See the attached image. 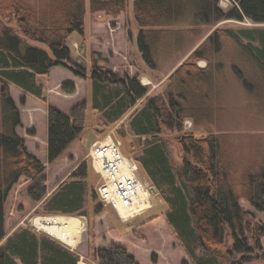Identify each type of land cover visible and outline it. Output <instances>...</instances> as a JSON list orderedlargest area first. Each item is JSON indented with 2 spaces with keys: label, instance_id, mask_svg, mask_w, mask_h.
Masks as SVG:
<instances>
[{
  "label": "trees",
  "instance_id": "1",
  "mask_svg": "<svg viewBox=\"0 0 264 264\" xmlns=\"http://www.w3.org/2000/svg\"><path fill=\"white\" fill-rule=\"evenodd\" d=\"M231 1L233 6L225 11L221 0H135L137 46L146 65L156 70L162 53L175 52L174 46L186 36L181 27L229 20L264 24V0ZM90 2L93 13L103 12L114 19L128 7V0ZM85 15L86 0H0V264L80 261V255L73 250L29 227L20 228L7 238L10 227L19 221L20 213L15 211L22 206V188L27 185V196L34 204L49 194L46 165L28 150L26 139L18 133L23 121L11 85L48 105L49 165L60 160L86 129L87 102L75 104L68 113L49 104L46 86L39 78H48L54 67L92 80V109L102 115L107 125L120 122L143 103L128 122L131 133L141 143L135 159L141 174L156 187L167 205L162 216L186 256L182 264L264 263V226L252 225L242 206V201H246L264 213V153L238 173L228 158L224 136L208 133L197 137L185 132V121L191 120L199 127L219 112L218 84L230 69L220 55L222 51H232L225 46L249 58L264 75V30L216 29L176 68L164 90L150 96L151 87L142 83V75L121 76L97 61L89 72L85 43L76 46L72 42L73 34L84 35ZM13 22L17 28L11 26ZM244 38L250 42L246 44ZM127 40L134 42L129 30ZM29 42L39 43L51 53ZM104 61L110 62L109 58ZM201 62L206 66H200ZM231 67L244 87L254 90L255 85L244 70L236 63ZM61 90L68 95L77 91L73 83H65ZM258 99L264 103V81ZM164 130L179 135L183 152L180 166L169 155L162 137ZM36 134V129L29 130V135ZM89 169V163L78 165L70 181L64 182L44 203V212L87 217L89 202L98 199L94 185L89 183ZM103 206L99 201L95 214L101 213ZM92 249L99 264H140L123 246Z\"/></svg>",
  "mask_w": 264,
  "mask_h": 264
},
{
  "label": "rangeland",
  "instance_id": "2",
  "mask_svg": "<svg viewBox=\"0 0 264 264\" xmlns=\"http://www.w3.org/2000/svg\"><path fill=\"white\" fill-rule=\"evenodd\" d=\"M26 1L34 3V0ZM221 5L226 11L233 6V2L231 0H221ZM86 12L88 13V19H91L92 12L90 8V0H86ZM5 23L8 22L5 21ZM214 25H217L215 26V29H230L235 32H239L241 29L264 30V24H254L249 20L244 22L235 20L220 21L211 25L210 28H214L212 27ZM11 26L15 27L17 25L13 22ZM81 36L82 35L78 33L74 34L75 39H81ZM184 37L183 42H179L174 46L175 52L171 53L170 51H167L162 53L158 69L152 70L147 65V68H139L140 65L135 63V60H133L134 58H132L131 64H120L121 67L119 68L118 74L121 76L129 75L132 77L136 74L142 75V83L151 87L149 95L155 96L159 94L167 85L168 79L171 76L170 71L172 70L171 68H173L172 65L176 64L183 58L187 49L190 48L195 41L201 38V35H186ZM87 39L90 50L92 46L91 35H88ZM243 41L246 44L250 42L247 38H244ZM29 43L39 46L51 53L47 47L39 43ZM253 44L258 46L257 42H254ZM229 47L233 52L230 50L227 52L222 51L223 54L221 52L220 55V60L228 65L230 69L224 72L220 83L218 84L220 95V109L218 114L214 119L204 122L199 127H195L191 120L185 121V132L194 133L197 137L208 133H215L224 136L228 158L233 163L235 171L239 173L241 168L246 166L249 167L262 158L264 153V103L262 100L260 101L258 99L261 96L264 75L261 70L258 69L259 67L257 65H254V63L246 56H243L242 53H236L233 47L225 46L226 50L229 49ZM115 53L116 55L121 56V52ZM239 55L240 57H237ZM233 63L238 64V66L244 70L247 78L255 85L254 90L248 91V89L244 87L242 81L234 73V70L231 67ZM127 66L129 68H127ZM58 68L60 71H55L52 75V85L58 80L68 78L67 72L69 71L61 69L60 67ZM131 72L133 73L131 74ZM46 79L48 78L41 77L39 78V81L45 84L47 94L48 88L45 83ZM257 85L261 86L258 87ZM13 89L15 91H20L17 87L15 88V86ZM84 90L85 89H83L82 92L83 97L80 100H84L88 105L86 129L82 137L60 160L53 165L46 164L48 190L53 185L70 181V176L77 166L86 162L89 163L90 167L89 183L90 185H94L95 191H97L102 180L90 162L89 149L94 142L103 140L110 134H112L115 139L122 142L123 151L128 156L135 158V155L141 151V143L139 139L131 133L128 122L134 110L137 107L140 108L143 103L141 102L120 122L114 125H107L103 120L102 115L92 109V89H89L87 95H85ZM14 97L18 101L23 121L22 127L19 128L20 135L26 139L29 151L36 150L41 160H47L48 145L46 144V147L44 148L43 140L45 136H48V105L33 96H29L28 104L26 103L23 105L21 104L22 100L20 99L19 92H15ZM49 97L51 99V105L59 109H67L69 108V104L72 103L70 101L71 99L63 100L54 95H50ZM35 105L41 109V112L44 110L45 115L41 114L40 116L38 110H35L34 108ZM32 128L36 129V136L29 135V130ZM162 137L167 142L170 157L177 166H180L183 162V152L178 140L179 135L175 132L164 130ZM142 177L144 176L142 175ZM145 179L150 183L147 178ZM150 185L152 184L150 183ZM26 186L27 185L22 188L20 193L22 206L18 207L17 211H15L20 213L18 218L19 221L16 223V226L12 225V227H10L7 238L16 230L29 227L38 234L46 235L79 254L80 261L78 264H99L93 256V246L98 249L99 247L106 249L112 244L127 248L130 253L132 252V254L136 255L140 264L183 263V260L181 261V256H185V254L162 216L167 210V205L159 193L153 195L151 205L145 212L127 222L123 221L117 212L111 207L103 206L104 210L99 214H95L94 208L95 205L99 203V200L97 199L94 202H89L87 217L71 216L79 217L83 222L81 232L79 234H73L74 236H72L75 241V246H72L69 242L61 239L62 232L60 233L61 237H59L55 235L57 230L43 228V226H41L43 222L37 220V218L61 216L49 215L44 212V203L52 197V195L49 198L47 196V198L40 203L34 204L27 196ZM56 192L57 190L54 193ZM242 206L247 211V220L252 225L259 224L264 226V213L257 211L246 201H242ZM6 240H4L2 244H4ZM228 241V245L231 246L233 244V239L230 237ZM153 259H155L156 262H154ZM252 264H263V262Z\"/></svg>",
  "mask_w": 264,
  "mask_h": 264
},
{
  "label": "crops",
  "instance_id": "3",
  "mask_svg": "<svg viewBox=\"0 0 264 264\" xmlns=\"http://www.w3.org/2000/svg\"><path fill=\"white\" fill-rule=\"evenodd\" d=\"M134 2L135 0H128V7L125 12H123L117 19H114L112 17H108L105 13L100 12V13H93L91 14V19H88V13L86 12V19H85V32L83 37L81 36L80 38L75 39L74 34L72 36V42L76 45L79 46L80 44L85 43L86 47V60L88 63L89 67V72L91 71L94 62L97 61V63L106 68L112 69L115 73H119V68L121 67L120 64H131L132 63V58L135 60V63H138L140 65L139 68H147L145 61L142 58V54L139 51V48L137 46V38L139 34V28L138 24L135 19L134 15ZM222 7V5H221ZM90 8H91V2H90ZM3 19V18H0ZM219 25V24H218ZM211 25H199L195 27H181L183 29V34L186 35H201V38H199L197 41L194 42V44L187 49V52L184 54L183 58L178 61L176 64L172 65L173 68L170 71V75L175 71L177 67H179L181 64H183L187 58L195 51L204 41L205 39L214 31L215 26L210 28ZM17 28V26H15ZM130 31L134 35V42L131 44L127 40V31ZM216 30V29H215ZM88 35H91L92 38V46L89 50L88 47ZM205 37V38H204ZM115 52H121V56L116 55ZM98 53L102 54V57L99 56ZM109 58L110 62L107 63V61H104V59ZM200 66L204 67L206 66V63L201 62L199 64ZM61 69L68 70V78L66 79H61L58 80L54 85H52V75L55 71H60L58 67H54L51 69L50 76L48 79H46V84H47V97L49 100V104H51V99L50 95H54L57 98L67 100L71 99L70 101L72 103L69 104V108L67 109H61L62 111L68 113L70 109L77 103L82 102L84 100H80L83 97V89L85 95L88 94L89 89H92L93 93V85H92V80L87 79L83 80L81 78L76 77L69 69L60 67ZM127 68H129L127 66ZM133 72H131L132 74ZM65 83H73L76 86V93L75 94H65L62 92V86ZM91 83V85H90ZM14 86L11 85V93L12 97L15 100L17 106H18V101L14 97L15 92H19L20 94V99L25 100V104H28L29 101V96L24 94L19 88H17L20 91H15ZM16 88V87H15ZM93 99V95H92ZM80 100V101H79ZM22 104V102H21ZM23 104V105H25ZM19 108V106H18ZM35 110H38V112L41 114L45 115V111L41 112L40 108L38 106H34ZM20 109V108H19ZM48 115V112H47ZM42 119V118H41ZM45 119V118H43ZM18 133H19V128H18ZM20 134V133H19ZM48 140V136L44 137V148L46 147V144ZM27 144V143H26ZM28 147V146H27ZM29 149V148H28ZM75 150V149H74ZM34 155H36L39 158L38 152L36 150L30 151ZM41 160V158H39ZM45 165H49L47 160L43 159L41 160ZM63 183L61 182L60 184L53 185L52 187L49 188V194L48 198L53 195V193L58 190V188L62 185ZM51 198V197H50ZM100 248V247H99ZM132 253V252H131ZM135 257L136 255L133 254ZM137 259V257H136ZM185 256H181V261L185 260ZM138 260V259H137ZM139 262V260H138ZM140 263V262H139Z\"/></svg>",
  "mask_w": 264,
  "mask_h": 264
},
{
  "label": "built area",
  "instance_id": "4",
  "mask_svg": "<svg viewBox=\"0 0 264 264\" xmlns=\"http://www.w3.org/2000/svg\"><path fill=\"white\" fill-rule=\"evenodd\" d=\"M89 158L102 180L97 195L105 207L114 209L126 222L149 208L153 197L151 185L142 177L136 159L123 151L120 140L110 134L94 142Z\"/></svg>",
  "mask_w": 264,
  "mask_h": 264
},
{
  "label": "bare ground",
  "instance_id": "5",
  "mask_svg": "<svg viewBox=\"0 0 264 264\" xmlns=\"http://www.w3.org/2000/svg\"><path fill=\"white\" fill-rule=\"evenodd\" d=\"M37 220L42 221L41 226L48 230H57L55 235L61 237V239L69 242L72 246H75V241L73 240V234H79L83 228L82 219L79 217L71 216H59L51 218H37ZM34 223V222H32ZM62 234L60 235V233ZM64 242V241H63Z\"/></svg>",
  "mask_w": 264,
  "mask_h": 264
},
{
  "label": "water",
  "instance_id": "6",
  "mask_svg": "<svg viewBox=\"0 0 264 264\" xmlns=\"http://www.w3.org/2000/svg\"><path fill=\"white\" fill-rule=\"evenodd\" d=\"M151 192H152L153 195H156L158 193V191H157V189H156V187L154 185H151Z\"/></svg>",
  "mask_w": 264,
  "mask_h": 264
}]
</instances>
